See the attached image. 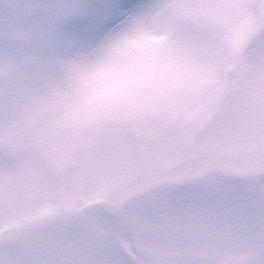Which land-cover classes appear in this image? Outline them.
<instances>
[{"label": "rangeland", "instance_id": "rangeland-1", "mask_svg": "<svg viewBox=\"0 0 264 264\" xmlns=\"http://www.w3.org/2000/svg\"><path fill=\"white\" fill-rule=\"evenodd\" d=\"M32 1L39 9L47 4L57 9V0H0V167L10 161L9 167H16L18 136H32V145L48 146L33 151L32 170L19 173L16 167L9 178L8 169H0L6 185L0 184V237L59 211L75 215L0 238V264H264V258L247 255L252 228L264 237V1L61 0L78 23L64 18L49 30H43L44 24L42 29L32 27ZM183 18L197 41L179 49L180 56L171 55L172 48L162 54L171 29L181 26ZM92 21L97 24L83 39ZM114 21L119 27H112ZM212 40L213 57L186 81L191 91L183 96L180 113L186 127L179 139L165 144L163 137H169L160 133L147 161L137 166L147 141L146 135H137L141 151L136 158L126 153L118 161L109 160L103 130L110 131L114 119L126 120L130 114V120L140 116L145 126L146 109L154 101L145 98L156 93L162 79L180 75V61L204 54L200 43ZM42 56L52 61L43 62ZM8 68L15 70L16 83H22L18 90L29 104L19 91L3 87L15 83L7 77ZM216 109V117L193 142L210 120L207 114ZM96 133L101 138L96 140ZM90 144L102 153L83 162ZM184 157L183 166L165 173L161 188L150 192L158 176ZM17 175L27 178L15 182ZM221 188L230 190V197ZM214 190L221 191L223 200L214 197L206 207L196 206L195 218L169 216L172 198ZM133 195L144 198L123 206ZM88 204L99 205L101 211L75 213ZM107 210L115 217L109 218ZM203 216L215 222L201 246L228 230L227 238L217 243L233 237L237 242L228 247L236 248L208 253L198 248L193 243L197 235L183 225L190 227Z\"/></svg>", "mask_w": 264, "mask_h": 264}, {"label": "bare ground", "instance_id": "bare-ground-1", "mask_svg": "<svg viewBox=\"0 0 264 264\" xmlns=\"http://www.w3.org/2000/svg\"><path fill=\"white\" fill-rule=\"evenodd\" d=\"M260 237L261 236H259V231L253 229L249 235V241L252 242V247H251V250L247 252V254H252L254 256L264 255V249L261 246V243L259 241ZM226 248L233 249L232 247H226ZM211 250H214V247H212Z\"/></svg>", "mask_w": 264, "mask_h": 264}]
</instances>
